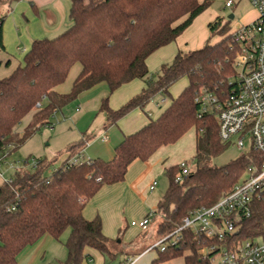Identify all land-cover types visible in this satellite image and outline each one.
Listing matches in <instances>:
<instances>
[{"label":"trees","instance_id":"16d2710c","mask_svg":"<svg viewBox=\"0 0 264 264\" xmlns=\"http://www.w3.org/2000/svg\"><path fill=\"white\" fill-rule=\"evenodd\" d=\"M16 0H9V2ZM212 0H70V25L51 38L34 39L24 53L22 64L0 78V160L8 147L17 149L40 127L50 123L56 110L74 101L82 92L105 82L109 93L134 79L145 86L118 108L103 96L98 111L109 126L132 109H144L156 94L169 95L170 86L185 77L187 84L155 118L133 133L124 135L113 148L111 159L88 158L77 164L69 159L79 153L85 141L69 144L67 156L45 176L49 165L45 158H34L32 170L16 169L0 184V264H15L18 254L42 236L59 240L68 230L64 242L66 257L60 264H83L90 248L112 260L119 253L112 239L102 232L99 216L86 219L82 210L86 202L104 185L123 181L129 164L146 161L160 147L176 143L188 130L194 129V169L175 182L178 163L164 173L168 183L157 202L155 216L160 214L157 236L164 237L191 210L207 207L229 192L250 164L248 155L215 165L212 159L225 144L218 137L214 113L201 112L197 100L204 93L220 97L230 91L235 80L234 61L238 46L230 27L218 18L208 23L215 41L201 47L178 51L171 62L159 67L156 79L148 76L147 57L158 48L174 41ZM0 15V49L2 22ZM229 23V22H227ZM80 70L71 88L60 93L71 67ZM30 114L22 133L16 131L22 119ZM72 149V150H71ZM256 156L255 153H249ZM27 162V161H26ZM264 238V198L253 203L250 216L242 222L234 240ZM121 240V239H120ZM220 244L215 239L195 237L190 229L182 231L175 246L156 249L150 264H161L183 256L184 264H211L202 259V247ZM89 263V262H88Z\"/></svg>","mask_w":264,"mask_h":264},{"label":"built area","instance_id":"2783aa9c","mask_svg":"<svg viewBox=\"0 0 264 264\" xmlns=\"http://www.w3.org/2000/svg\"><path fill=\"white\" fill-rule=\"evenodd\" d=\"M247 1L253 7L255 17L234 30L230 28L238 46L234 61L235 80L230 91L220 97L204 93L197 100L201 112L214 113L220 142L232 144L239 150L247 147L243 154L248 155L250 164L229 192L210 206L191 210L173 232L160 237L153 246L160 251L175 246L182 231L190 229L195 237L215 239L221 243H212L199 251L201 258L209 259L211 264H264V238L234 240L242 222L250 216L253 203L264 198V0ZM224 4L230 7L233 0H225ZM80 158L79 152L68 163L77 164ZM178 168L180 171L175 182H181L183 176L191 171L186 160L180 161ZM155 185L153 181L150 190ZM154 214L149 210L142 218L130 221V225L144 230Z\"/></svg>","mask_w":264,"mask_h":264},{"label":"crops","instance_id":"0c3cea01","mask_svg":"<svg viewBox=\"0 0 264 264\" xmlns=\"http://www.w3.org/2000/svg\"><path fill=\"white\" fill-rule=\"evenodd\" d=\"M0 4H4L7 7L4 20L2 22V43L4 45V49H0V78H3L9 75L18 65L22 64L23 55L29 49L31 42L34 39H42L45 37L51 38L58 35L70 25L71 17L69 14L70 0H16L12 2H6L2 0L0 1ZM180 35L175 40H177ZM170 43H173V41ZM170 43L158 48L147 57V67L149 66V63L158 64L162 62L161 60H167L166 58H168L170 54H172L174 57L178 47L176 45L172 47L170 46ZM79 70L80 65L78 63L73 65L66 78L68 79L71 74V83L65 87L62 86V83L56 88V90L60 93L68 92ZM135 81L136 79L127 82L121 85L118 89H124L123 91H126L127 88L125 87H129L127 85H133V87H135L137 84H131L136 83ZM142 82L138 85L140 90L145 86L144 81ZM101 84L102 83L100 82V85ZM96 85H94V87ZM139 89L134 92H137ZM181 90L182 89L178 88L176 93L180 92ZM95 91L97 92V90ZM85 92H82L78 96L79 101L82 104H84L85 97L93 93L89 92V94H84ZM101 92L102 95L105 91L103 90ZM127 98L128 97L123 99V101L119 104L110 100L109 105L112 109H116L118 106L124 103ZM99 103L100 101H97V108H99ZM93 109L94 108L89 110ZM163 109L160 110L156 117ZM75 111L77 115H82L85 113V110H83L80 105L75 108ZM148 118V116L142 115L141 109L135 108L115 123L107 126L105 117L103 115L102 126L97 131L99 139L103 141V144H101L103 147L100 145L93 152H89L90 147H94L95 145V143H93L84 151L85 146H87L89 143L88 140H86L85 146L80 151L82 160L88 158H101L104 160L111 159L114 146L121 141L123 136L133 133L141 128L147 123ZM83 136L84 133H81V139ZM165 147L166 146L160 147L146 161H141L139 159L132 161L128 166L123 181L102 186L97 191V193L84 205L82 210L83 216L86 219H92L96 215L99 216L101 219L102 232L104 235L112 239H115L120 235L121 241L128 244L132 243V238H136V235L134 234L135 236L127 237V232L131 230L129 227L130 221L142 218L149 210L155 212L157 202L161 197L154 194L153 190H155V187L157 186L156 176H159L161 172H164V170L169 167L163 166L162 163H160L161 155L156 154L161 151V149H165ZM85 153L88 154L87 157L85 156ZM66 157L67 156H65V158ZM2 159L3 158H1V160ZM2 179L3 176L2 173H0V184ZM153 181L156 182V185L152 190H150L149 186ZM142 232L143 231L140 229L138 232L139 235L142 234ZM55 241L58 240L54 239L50 235L42 236L36 243L24 248L18 254L15 264H52L48 263L47 260L49 259L47 258V255L49 252L55 251ZM156 242L157 241L154 243ZM138 246L140 247V243H138ZM152 250H155V254L149 258L147 257L146 259H143ZM85 253L88 254L89 263L84 261L83 264H92L94 262L95 256L100 254L98 251L90 248L86 249ZM121 254L123 256H128L127 260L129 262L127 264H150V261L156 256V249L150 248V246H148L132 256L127 252ZM100 255L103 258L102 254ZM182 260V263L184 264V259L182 258Z\"/></svg>","mask_w":264,"mask_h":264},{"label":"rangeland","instance_id":"374dc122","mask_svg":"<svg viewBox=\"0 0 264 264\" xmlns=\"http://www.w3.org/2000/svg\"><path fill=\"white\" fill-rule=\"evenodd\" d=\"M4 1L9 2V0ZM224 3L225 0H212L210 6L192 21L190 26L184 30L180 37L177 40L173 41V43H170V46L173 47L176 45L178 47L176 53L178 51H189L191 49H196L200 45L206 43L208 39H210V41L212 42L220 38L219 35H215L212 37L208 27V23L212 22L215 18H218L220 20L221 25L227 24L231 29L234 30L240 25L250 22L255 17V11L247 0H233V4L230 7H226ZM6 9V5L0 4V15H5ZM229 14H233L234 18L229 19V23H227L225 21L227 20ZM172 57V54H170V56L166 58L167 60H161V63L171 62L173 59ZM161 63L148 64L149 77H151L152 79H156L158 77L159 67ZM142 81L143 80L141 79H136V83H131L137 84L135 85V87H133V85H127L129 87H125L127 88L126 91H123L124 89H116L112 93H109L107 84L105 82H101V85L99 83V85L97 84L95 87H92L96 89L91 88L86 91L88 93L84 91V94L93 92L92 94L85 97L84 104H82L77 97L74 101L66 104L61 110H56L50 117V123L40 127L17 149H11L12 147H8L3 159L0 162V173H2L3 176L1 183L7 181L10 175L16 169L26 168L28 170H32L34 158L40 157L45 158V160L49 162V165L43 170L44 175L49 176L52 171L60 165L65 156L71 155L70 153H68L69 151L66 152V148L69 144L81 139V133H84L83 140L85 142L86 140H88L89 142L88 145L85 146L84 151L88 146L95 143L94 147H90L89 150V152H93L96 148L103 144V141L99 139L97 133L98 129L102 126L103 121V113H99L96 106L97 101H100L103 96L108 95L109 103L110 100H112L119 104L126 97H128L127 99H129L130 97L135 95L140 90L138 85ZM70 83L71 74L70 77L64 81L62 86H68ZM186 84L187 79L183 77L170 86L169 95H154L145 105L144 109L141 110L142 115L154 119L160 112V110L165 107V105L169 101V97H174L175 95L179 94V92L176 93L178 88L183 89V86H185ZM137 89L139 90L137 92H134ZM95 90H97V92ZM103 90L105 92L101 95V91ZM79 105L83 110H85V113L82 115H77L75 111V108ZM92 108L94 109L89 110ZM29 119L30 114L22 119L20 124L17 126L16 131L21 134L24 126L28 123ZM194 137L195 132L194 129L191 128L176 143L166 146L167 148L165 147V149H161V151L156 153L161 155L160 163H162L163 166H171L173 164L179 163L181 160H186L190 169H194ZM246 149L247 147L239 150L232 144L226 145L223 151L212 159V163L215 165L225 164L243 154ZM85 156L87 157L88 154L85 153ZM79 160H82V158H80ZM156 180L157 186L155 187V190H153V192L157 196H161L167 187L168 180L164 172H161L159 176H156ZM160 219V214L157 213V215L152 219L149 227L142 230L143 232L140 235L138 233L140 229L129 225L131 230L127 232V237L136 235V238H132V243H124L120 240L121 236L119 235L116 238V243H114V248L119 251L117 256H115L114 259L109 260L102 255L104 258L103 261L101 255L97 254L92 264H127L129 262L127 260L128 256H123L121 253L124 254L125 252H127L132 256L148 246L153 247L155 244L154 242L160 239L156 234L157 224ZM67 235L68 230H66L62 234L58 241H55L56 249L55 251H51L48 253V263L60 264V261H63V259L65 258L64 242ZM138 243H140V247L138 246ZM154 254L155 250H152L143 259H146L147 257L149 258ZM182 258L183 256L175 257L170 260L164 261L162 264H183Z\"/></svg>","mask_w":264,"mask_h":264},{"label":"water","instance_id":"95a60500","mask_svg":"<svg viewBox=\"0 0 264 264\" xmlns=\"http://www.w3.org/2000/svg\"><path fill=\"white\" fill-rule=\"evenodd\" d=\"M232 17H233V14H229L227 18L231 19Z\"/></svg>","mask_w":264,"mask_h":264}]
</instances>
